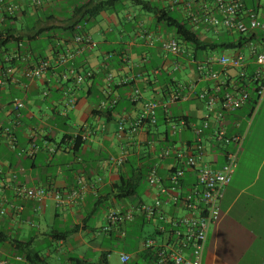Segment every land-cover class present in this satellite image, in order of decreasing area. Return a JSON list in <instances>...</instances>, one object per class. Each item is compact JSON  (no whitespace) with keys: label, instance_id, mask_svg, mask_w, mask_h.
<instances>
[{"label":"crops","instance_id":"crops-1","mask_svg":"<svg viewBox=\"0 0 264 264\" xmlns=\"http://www.w3.org/2000/svg\"><path fill=\"white\" fill-rule=\"evenodd\" d=\"M15 2L25 11L28 0ZM54 2L43 0L42 4L46 8ZM259 3L258 14L264 19V0ZM163 5L182 8L181 1L175 0ZM123 8V16H119L120 11L104 12L90 21L87 32L92 48L73 62L80 73L92 70L97 74L95 81L101 85L97 94L83 84L58 81L51 74L39 81H26L20 76L21 70L0 89V126L11 130L15 143L12 149L5 137L0 138V264H27L18 247L37 253L49 264H73L74 259L91 263L104 254L108 262L106 241L114 237L123 242L119 253L129 254V263L136 262L132 243H125V237L134 221L142 219L136 216L132 221V197L116 201L120 196L116 185L131 174L128 161L135 142L141 144L147 130L144 127L137 136L129 132L142 106L141 101L130 98L132 90L138 89L143 99H158L157 71L146 74L143 65H163L170 74L176 63L164 54L158 40L171 35L138 8L132 9L127 2ZM113 28L118 30V38H110ZM93 35H99L96 41ZM204 38L215 37L207 34ZM109 55L123 64L118 68L116 61L109 62ZM177 65L192 72L185 80L175 79L179 87L192 84L197 91L209 85L198 82L194 67ZM42 91L49 93L42 97ZM108 94L118 100L111 120L95 114L99 102L105 100L101 96ZM187 97L181 101L187 103L186 108L178 110L176 116L187 115L198 123L204 105L193 94ZM13 98L24 104L18 114L11 110ZM69 98L75 100L73 109L67 108ZM250 111L248 103L223 122L228 136L240 135L243 141L219 202L218 220L208 231L202 264H264V94L251 117ZM78 134L83 143L74 150L73 139ZM182 135L183 143L177 146L196 140L191 130ZM203 143L207 145V140ZM224 162L222 149L207 147L205 165L220 169ZM158 164L164 175L166 163ZM18 186L43 188L63 198L72 191L78 194L61 205L54 194L38 203L15 194ZM143 197L147 202L140 203L154 201L150 189ZM110 213L121 220L110 222Z\"/></svg>","mask_w":264,"mask_h":264},{"label":"built area","instance_id":"built-area-1","mask_svg":"<svg viewBox=\"0 0 264 264\" xmlns=\"http://www.w3.org/2000/svg\"><path fill=\"white\" fill-rule=\"evenodd\" d=\"M15 1L0 0V22L3 15L11 16L20 11ZM31 3L39 7L43 0H31ZM181 6L195 30L211 31L214 34L237 33L242 36L264 33V19L258 12L246 8L244 0H212L210 4L207 0H182ZM79 29L81 28L78 27ZM158 40L161 50L166 54L176 56L183 52L177 41L172 38ZM149 45H153L152 41H149ZM72 46L73 49H66L64 54L56 58V65H67L77 55L91 49L92 41L86 34H77L73 38ZM245 49V54L235 52L229 58L220 55L215 59L194 63L198 82L209 84L198 93V100L203 103L205 112L199 125L189 124L196 136L194 143L167 148L158 154V163L167 165L163 177L158 172V163L148 171L146 180L148 188L154 194V201L152 204L137 203L132 206V221L139 216L145 223L151 224L153 229L134 248L137 259L133 264H202L207 234L218 220L219 202L230 182L243 141L240 135L228 136L223 122L228 114L250 102L252 96L247 90L249 84L253 85L251 91L255 99L249 117L254 115L264 94V42H250ZM10 60L11 57H5L6 64L0 65V89H3L8 81L14 80L15 70L7 64ZM248 63L256 67L250 78L245 74ZM51 66L50 61H42L34 67L21 70L20 76L28 81L39 80ZM177 66L176 64L174 70L178 69ZM213 66H217L218 71H214ZM89 76L90 73L77 74L74 69L68 68L61 75L60 81L67 83L72 79L76 85H81ZM194 87H189V94L195 92ZM43 95L45 96V93ZM187 98V95L178 93L167 102L142 100L139 90L134 89L130 99L132 102L142 100V106L141 113L131 125L130 133L137 136L144 127L154 126L158 109L166 111L172 101H185ZM115 104V99L102 100L98 109L104 110ZM67 106L74 108V100L69 99ZM23 108L24 104L19 98L12 99V112L18 114ZM184 126L185 123L181 121L173 124L171 129L175 133ZM1 135L6 137L8 145L14 149L11 130H2ZM204 139L207 140L208 146L204 145ZM229 146H232V149H229ZM207 147L223 150L225 162L220 169H213L204 164ZM121 161L119 160L120 163ZM14 193L38 203L46 196L54 194L56 202L60 205L72 201L78 194L72 191L63 198L50 190L22 186L14 188ZM108 218L110 222L121 220L114 213H110ZM142 255L144 258L139 261ZM119 257L121 264H128L130 261L127 253H120Z\"/></svg>","mask_w":264,"mask_h":264},{"label":"trees","instance_id":"trees-1","mask_svg":"<svg viewBox=\"0 0 264 264\" xmlns=\"http://www.w3.org/2000/svg\"><path fill=\"white\" fill-rule=\"evenodd\" d=\"M165 1L166 0H55L54 4L44 8L43 4L36 7L32 5L31 0H28L25 11L20 10L19 12H14L11 16H2V22H0V65L6 64L4 61L5 57H11V60L7 62V64L13 67L15 71L34 67L42 61H50L52 65L51 69H48L39 80L51 74L55 76L56 80L60 81L61 75L66 72L68 68L74 69L77 74L86 73H80L78 68L73 66L75 58L65 66H58L54 62L59 55L64 54L66 49L70 50L74 48L72 46V41L75 35L82 33L88 35L87 29L90 21L95 20L104 12H115L117 14L119 10L124 9V2L138 8L142 13L150 14L153 17L154 23L162 26L169 35H171L169 38L177 41L179 48L183 51L182 53L176 56L164 53L168 56V59L176 64H188V66L196 68L194 63L213 59L215 56L213 54L214 52L235 50V52L245 54V48L248 43L264 42L263 32L242 36L237 33L222 32L221 34H214L211 31L195 30L182 8L164 6L163 4ZM211 1L212 0H207L208 4H210ZM259 1L260 0H244V3L246 8L258 12L260 5ZM57 9L59 12H57ZM192 9L193 11L195 10V8ZM78 27L81 29L78 30ZM207 34H212L215 38H204ZM232 37L235 38L231 39ZM109 59V62L116 61L118 68L123 64L121 60H116V56L112 57L109 55ZM251 59L252 58H250V60ZM53 63L55 64L54 66ZM147 63L148 61L146 64ZM141 69L146 74L157 71L156 75L158 76L156 77V84L159 88V95L158 99L151 98L150 100L167 102L178 93L180 95H188L189 87L193 86L190 84L182 88L181 86L179 87L178 81H176L174 77L176 70L171 71L169 74L164 70L163 65L156 66L148 63V65H143ZM212 69L218 71L219 68L213 66ZM255 70L256 67L248 63L245 67L246 76L250 78ZM87 73H90V76L86 77L82 84L90 92L94 90L97 94L96 88L101 86L98 80L95 81V79L98 78L97 74L92 70H89ZM69 83L75 84L72 79H69L66 84ZM247 90L252 96L249 102V104L252 105L255 101L254 93L251 91L253 90V85L249 84ZM200 91L201 89L195 90L193 93V96L197 100ZM43 93H45L46 96L49 92H41V96L45 97ZM191 95L192 94H190V96ZM111 96V94L105 97L102 95L100 99L102 100L104 98L108 101L115 99L116 104L104 110L98 109L95 113L106 120H111L113 113L117 110V97ZM69 99L74 100V98ZM139 101H141L142 105V100ZM176 102H181V100L177 99L169 103L166 111L159 109L160 111L157 113L156 123L152 127H147L142 137V143L138 144L135 142V146H137L132 151V159L128 161L130 164L128 168L132 169L131 174L126 178H120L119 183L116 185V194H120V196L116 197V201L135 197L137 188L140 183L145 180L144 177H147L148 171L158 163L157 156L160 151L177 147V145L183 143L182 132L192 131L189 124L199 125L200 121L196 123L195 120L187 115H170L169 107ZM134 121H132L131 125ZM181 121L185 123V126L173 133L171 126ZM131 125L129 127V132ZM160 128H162V130H159ZM4 129H6V127L0 126V131ZM3 137L5 136H0V138ZM185 142L187 145L192 144V140H186ZM82 143L83 137L78 134L73 139L72 147L74 150H77ZM158 172L160 176L162 174L161 177H163V173H161L160 170H158ZM18 249L27 264H49L45 259H41L37 253L26 251L21 247H18ZM143 258L144 255L140 256L139 261ZM72 261L73 264H108L107 254L101 255L96 262L88 263L78 259ZM128 264L132 263L130 262Z\"/></svg>","mask_w":264,"mask_h":264},{"label":"rangeland","instance_id":"rangeland-1","mask_svg":"<svg viewBox=\"0 0 264 264\" xmlns=\"http://www.w3.org/2000/svg\"><path fill=\"white\" fill-rule=\"evenodd\" d=\"M172 1L174 0H166L167 4H170ZM177 1H182V0H175ZM132 9H137L136 7L132 6ZM120 12L118 13L119 16H123L125 15L126 11H122L119 10ZM144 15L148 16V17H152L150 14H146L143 13ZM126 30V29H125ZM118 31V30H117ZM114 28H113V34L110 35L112 37H116L118 38V32H117ZM99 35H93V39L94 41H96V39H98ZM235 37H232L231 39H234ZM215 56H220V55H224L225 57H232L235 54V50H226V51H218V52H214L213 53ZM214 56V57H215ZM178 69L175 71L174 73V77L177 80H185L188 78V75H192V72L189 70V68H183V66L178 65L177 66ZM173 68V66H171V69ZM187 106V103L184 102H176L170 105L169 107V113L170 115L174 116L178 114V110H184ZM159 130H162V128H160ZM144 181H142L140 183V185L137 188V192H136V196L132 198V206H135L140 200L143 202H147V200L143 197V194H145V192L147 190H149L148 185L146 183V177H144ZM152 225L148 224V223H142L141 220H136L134 221V224H132V228L127 230V234L125 237V243H132V249L135 248L137 242H139L141 240V238L146 237L147 235H149L152 231ZM108 243V248L110 249V253L108 256V264H121L120 263V251L122 250V246H123V242L121 239H116V237H114L111 241H106Z\"/></svg>","mask_w":264,"mask_h":264}]
</instances>
